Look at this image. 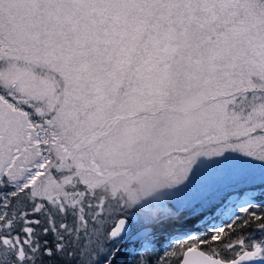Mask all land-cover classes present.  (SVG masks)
<instances>
[{"label": "snow or ice", "instance_id": "1", "mask_svg": "<svg viewBox=\"0 0 264 264\" xmlns=\"http://www.w3.org/2000/svg\"><path fill=\"white\" fill-rule=\"evenodd\" d=\"M193 111L166 198L108 203L124 196L102 162L151 155ZM210 173L264 185V0H0V264H131L126 240L153 245L130 213L177 234L134 264H264V200L246 191L217 223L188 195Z\"/></svg>", "mask_w": 264, "mask_h": 264}, {"label": "rangeland", "instance_id": "2", "mask_svg": "<svg viewBox=\"0 0 264 264\" xmlns=\"http://www.w3.org/2000/svg\"><path fill=\"white\" fill-rule=\"evenodd\" d=\"M149 157L150 155L145 154L139 160L130 161L126 155V150L123 148L120 151L114 152L109 155L102 162V168L105 171L106 179L105 187L109 191H111L112 189L120 190L121 196H124L125 193L129 195H135V190L137 189V187L150 175L151 167ZM254 174L259 177V168L254 169ZM231 179L232 177L229 174L210 173L205 177L202 183H200L199 185H194L188 195L194 200H199L205 196H211L209 197L208 202L203 206V210L208 206L215 204L217 199L222 195H225L238 187H245L248 185L229 183ZM96 195L97 199H99V197L101 196H109V194L104 191H98ZM107 202L124 205L125 197L123 199L118 198L115 201L108 199ZM166 203L169 209L175 211V205L173 201L169 200L166 201ZM196 207L201 208V204L198 202L196 204ZM156 215L162 216L163 213L160 212ZM184 215H186V213H184ZM149 223L151 222H148L147 220L143 219L139 222L132 220L131 213L128 215L127 218L128 227L132 231L131 234L137 237L141 232L147 230L146 225ZM48 239L51 240V236H49ZM140 240L141 239L138 238V241ZM139 247H143L142 242L139 243Z\"/></svg>", "mask_w": 264, "mask_h": 264}, {"label": "clouds", "instance_id": "3", "mask_svg": "<svg viewBox=\"0 0 264 264\" xmlns=\"http://www.w3.org/2000/svg\"><path fill=\"white\" fill-rule=\"evenodd\" d=\"M190 41V36H182L177 39V47H183ZM199 105L198 98L194 100ZM200 121L197 111L190 114L187 119L179 124L175 122L168 124L164 132V138L158 143L152 144V154L149 157L151 172L149 177L143 181L135 190V197L140 205L149 201L156 203L166 198L165 166L168 153L183 143L189 136L194 135L199 127ZM152 138V137H150ZM125 203H128L129 194L125 193Z\"/></svg>", "mask_w": 264, "mask_h": 264}, {"label": "trees", "instance_id": "4", "mask_svg": "<svg viewBox=\"0 0 264 264\" xmlns=\"http://www.w3.org/2000/svg\"><path fill=\"white\" fill-rule=\"evenodd\" d=\"M246 191H252L255 193L258 200H264V185L256 183L254 185H247L245 187H238L225 195L219 197L215 204L208 206L203 209V214L208 218L213 215L219 217L220 220L216 222L219 223L221 220L227 222L228 218L221 216L226 206H231L238 197L242 196V193ZM184 213H181V218H183ZM149 229H151V244L153 245L152 251L145 253L144 248L139 247V243L136 239L126 240L122 247V253L120 259L123 261L131 262L134 264L136 260L141 258V253L144 254V258L155 260L157 257L161 256L165 250L171 251L170 241L172 240L175 233V225L171 222L160 224L156 222H151L147 224ZM245 232L253 231V228H248L244 230ZM171 260V257L168 258Z\"/></svg>", "mask_w": 264, "mask_h": 264}, {"label": "water", "instance_id": "5", "mask_svg": "<svg viewBox=\"0 0 264 264\" xmlns=\"http://www.w3.org/2000/svg\"><path fill=\"white\" fill-rule=\"evenodd\" d=\"M126 226L128 227V224L126 223ZM149 228L147 227V230H148ZM134 236V235H133ZM129 240H132V239H129ZM138 240V239H137Z\"/></svg>", "mask_w": 264, "mask_h": 264}]
</instances>
